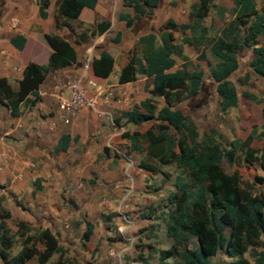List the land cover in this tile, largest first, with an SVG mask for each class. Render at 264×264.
Returning <instances> with one entry per match:
<instances>
[{
    "label": "trees",
    "instance_id": "16d2710c",
    "mask_svg": "<svg viewBox=\"0 0 264 264\" xmlns=\"http://www.w3.org/2000/svg\"><path fill=\"white\" fill-rule=\"evenodd\" d=\"M124 1L134 8L136 16H140L151 14L159 0ZM213 1L198 0L194 3L189 22L176 24L168 19L160 28L159 40L153 32L140 36L136 50L132 51V56L118 74L119 83L135 80L137 73L151 77L152 86L148 89L150 96L114 116L115 122L120 125L156 121L155 128L122 133L130 138L135 149L145 152L139 166L152 173L160 172V166L169 163H174L180 169V173L175 176L176 190L168 194L166 208L161 210L169 245L158 250V264H214L212 258L219 251L230 260L228 264H250L246 253L254 258V264L264 263V251L257 250L263 245L264 197L242 187V178L237 170L229 172L223 167L224 160L230 166L236 163L240 151H244L248 161L257 159L254 156L255 149L250 147L251 135L244 140L232 139L227 146H223L216 138L221 135L210 129L199 140L193 121L175 107L183 99V94L194 96L199 92L203 78L202 70L187 69L188 58L182 44L174 41L175 30L180 32L183 43L195 48L205 45L215 58L210 75L216 83L215 90L222 111L236 107L239 103L237 88L230 76L238 68L241 50L252 49L250 66L255 73L264 76V25L261 23L264 15H261V22L253 20L258 13L256 1L231 0L233 17L221 27L219 34L210 37L204 20L210 13ZM97 2L60 0L54 19L55 28H68L73 32L68 21L76 19L83 7L94 8ZM48 3L49 0H39V14L43 18L47 16L45 9ZM131 21L127 19L128 24ZM109 24L108 21L97 22L95 31L101 33ZM88 36L85 32L75 34V43L87 41ZM43 37L51 49L45 64L26 62L17 87H13L5 77H0V103L14 116L18 115L19 107L28 95L37 98L38 90L50 71L68 67L78 60L75 45L59 33H45ZM10 41L20 50L25 37L16 34ZM175 57L182 60L180 67L174 68ZM113 63V57L102 50L98 57H92V72L98 77H107ZM243 95L259 101L249 91H243ZM154 98L162 99L163 104L158 107ZM138 137L144 140L145 146L139 143ZM67 142L68 137L63 136L59 149H66ZM260 157V166L264 170V152ZM256 179L259 182L263 180L260 177ZM8 216V211L0 209V258L3 264H27L30 260L42 264L52 251L61 250L51 237L41 248L39 237L30 234L23 221L17 223L18 229L15 234L12 233L4 220ZM91 230L88 226L83 237L88 238ZM16 235L21 239L20 249L11 255L10 249ZM191 239H195V243H191ZM139 259L142 264H149L142 255L136 260Z\"/></svg>",
    "mask_w": 264,
    "mask_h": 264
},
{
    "label": "crops",
    "instance_id": "0c3cea01",
    "mask_svg": "<svg viewBox=\"0 0 264 264\" xmlns=\"http://www.w3.org/2000/svg\"><path fill=\"white\" fill-rule=\"evenodd\" d=\"M59 1L49 0L45 9L47 16L43 18L39 14V0H0V77H5L13 87H17L25 63L32 61L30 58L20 60L21 52L31 37H43L45 33L52 32L59 33L69 41L72 36L75 37L68 28H55ZM176 1L187 11L186 18L178 22L175 15L180 16V13L174 9L175 0H159L151 14L140 16H136L134 8L124 0H98L94 8L83 7L79 16L72 21L93 25L91 32L94 34L90 33L88 40L82 42L79 49L76 48L77 62L50 71L38 90L37 98L28 95L21 103L18 115H12L0 103V209L9 212L4 220L12 233L17 231V223L23 221L29 233L39 237L41 248L49 237L61 248L58 252L52 251L42 264H61L63 261L74 264L77 255L81 254L80 245H86L85 256L89 253L96 260L93 264H117L116 260L120 264L118 251L122 242L114 239V225L120 223L117 213H120L119 207L123 205L130 210L141 208L137 222L131 229L136 237L146 230L144 225L148 222H151V229L145 235L147 238L154 234L152 231L157 222L165 228L161 210L155 213L156 209L150 205L155 194L152 189L145 188V181L151 180L159 172L152 173L139 166L145 152L135 149L130 138L123 136L117 127L109 123L108 118L94 109L83 107L69 115L68 121L62 120V111L58 107V83L79 71L86 48H92V57H98L105 50L114 59L112 71L102 78L94 75L91 69L90 76L110 86L121 101L112 106L103 105L102 109L118 116L140 103L150 96L151 77L137 73L135 80L119 83V71L132 56L140 36L153 32L159 40L160 28L168 19L176 24L189 22L191 7L198 0ZM11 17L18 20L16 28L9 25ZM127 19H132L131 24L127 23ZM101 21L110 24L105 31L98 33L95 24ZM178 33L179 43L182 46L188 44L181 41V34ZM16 34L25 37L20 50L10 41ZM174 37L176 42L175 32ZM180 66L175 64L174 68ZM154 100L158 103L161 101L159 98ZM162 104H158V107ZM124 124L135 130L144 123ZM63 136L68 137L64 150L59 149ZM127 141L136 163V166L128 169L135 178V189L129 194L125 168L130 165L115 154L116 149L111 145V142L121 144ZM153 178L158 180L157 177ZM136 198L148 200L149 206L145 207L144 203L134 207L131 200ZM88 226L92 229L91 234L84 238L83 233ZM168 243L164 246L148 243L143 250L131 244L126 250L129 249L133 260L142 255L149 263L150 257L155 256L158 262V250L166 248ZM261 249L264 251V246ZM33 261L30 260L28 264ZM0 264H3L1 258Z\"/></svg>",
    "mask_w": 264,
    "mask_h": 264
},
{
    "label": "rangeland",
    "instance_id": "374dc122",
    "mask_svg": "<svg viewBox=\"0 0 264 264\" xmlns=\"http://www.w3.org/2000/svg\"><path fill=\"white\" fill-rule=\"evenodd\" d=\"M255 1L258 13L255 17H253V20L261 22V15H264V0ZM175 3L176 5L174 9L176 12L180 13V16L175 15L176 21L178 22L186 18L187 11L182 7V5L180 6L176 0ZM232 7L233 3L231 0L213 1V6L210 9V13L204 20L206 26L208 27V34L210 37H214L219 34L221 27L233 17ZM68 23L76 35L82 32H85L87 35H89L94 28L93 25L83 24L72 20L68 21ZM162 23H160L159 26ZM261 23L264 25V21ZM61 29L65 30L67 28ZM174 32L176 36V42L179 43V31L175 30ZM260 40L262 41V38H260ZM71 42L77 49L81 47V43H75L74 36H72ZM134 50H136L135 46L133 48V51ZM183 51L188 58L186 61L187 69L190 71L202 70L203 78L199 92L194 96H184L183 94V99L178 101L175 104V107L180 108L183 113L193 121L198 131L199 140L203 139L204 134L209 133L210 129L216 130V132L221 135L219 138H216L223 146H227V144L232 139L239 138L240 140H244L248 135H251V141L249 143L250 147L255 149L254 156L257 159L255 161H248L245 159L244 151H240L238 152L236 163L230 166L224 160L223 167L225 171L229 172L237 170L242 178L241 186L246 187L247 191L260 194L262 197H264V170L260 166V155L262 152H264V115L262 114L264 107V77L256 74L250 67V60L253 56L252 49L245 48L238 54V68L231 74L230 78L237 88L239 103L236 107H231L227 111H222L219 107V96L215 90L216 83L210 75V68L215 63V58L210 53L209 48L205 45L195 48L190 44H183ZM49 52L50 48L47 42L41 35H38L35 38L31 37L28 40L24 51L21 52L20 60L30 58L36 63L43 64L46 63ZM182 63V60L179 57H176L177 66H180ZM115 67L117 68V63L115 64ZM239 79H242L243 82H241ZM243 91H249L255 94L259 98V101L245 97L243 95ZM156 102L157 106L158 104L163 103L162 99L159 103L157 100ZM155 125V120H149L145 122L140 128H135V130H132V127L128 128L125 124H123V128L124 132L127 131L131 133L133 131H144L149 127L155 128ZM170 131L172 132V130ZM138 141L142 146H145V142L141 137H138ZM111 145L114 149H116L115 154H118L120 157H122V159L126 160L128 165H130L128 168H125L126 178L128 179L130 174L132 179V181L130 180L131 183L128 179L127 184L129 185L133 183V187L129 188V194L135 189V178L128 171L129 167L131 168V166H136L135 158L131 156L128 141L121 144H115L111 142ZM117 145L119 146L117 147ZM152 163H155V161H152ZM160 169V172L153 176L157 177L158 180H155L156 178L151 177V180L145 181V188L152 189V193L155 194L153 196L154 200H152V203H150V205H153L154 209H156L155 213H158V209L160 211L166 208L165 204L167 203L168 194L176 190L174 187L175 176L180 173V169H178L174 163L161 165ZM256 177H260L263 180L259 182ZM144 203H146L145 207L149 206L148 200L142 201L140 198L131 200V205L134 207H138ZM140 210L141 208L130 210L129 208H125L123 205L119 207L120 213H117L120 223H122V217L124 215H127L134 221V225L128 229V233L134 237V248L137 246V249L139 248L143 250L146 248L148 243H155V246H157V244L160 246L166 245L169 240L165 235V228L163 224H158L157 222V225L154 226L155 230L152 231L154 234L148 238L145 237V235L150 233L149 230L151 229V222H148L146 225H144L146 230L140 233V236L138 237H136V234L133 230L131 231L137 222V214L140 212ZM117 226L118 225H114V230L116 231L114 239L120 240L122 242L121 247H119L120 251L122 248H126L128 244H126L121 239V235L118 233ZM15 233L16 232H14V234ZM13 240V246L10 249L11 255L17 253L21 244V239L18 235H16ZM190 241L191 243H195V239H191ZM261 242L263 245L259 246L257 250H260L264 246V236L261 237ZM86 248V245H80L81 254L77 255L73 262L74 264H93L94 261H96L89 256V253H87V256H85ZM131 255L132 254H130L129 249L124 250L122 262L128 263L129 261L133 260ZM245 257L249 260L250 264H254V258H252L249 253H246ZM212 261L214 264H228L230 260L222 251H219L218 254L212 258ZM96 263L99 264V262ZM116 263L119 264L118 260H116ZM149 263L158 264L156 257H150ZM31 264H37L36 260H34ZM139 264H141V261H139Z\"/></svg>",
    "mask_w": 264,
    "mask_h": 264
},
{
    "label": "built area",
    "instance_id": "2783aa9c",
    "mask_svg": "<svg viewBox=\"0 0 264 264\" xmlns=\"http://www.w3.org/2000/svg\"><path fill=\"white\" fill-rule=\"evenodd\" d=\"M9 25L11 28H16L18 26L17 18L11 17ZM91 59L92 48L88 47L84 51L79 71L74 76L66 78L58 83L60 90L58 107L62 111L61 118L64 121H68L69 115L78 112L83 107H88L96 110L98 114L108 118L109 123L114 127H117L120 133H122L124 132L123 125L115 122L112 112L102 109L103 105H116L120 103L121 100L110 86L106 85V83L99 79L90 76ZM128 177L129 181H132L130 174ZM128 186V188L133 187V183ZM133 225L134 221L127 215H124L122 217V223L117 226L121 239L128 245L134 243V237L128 233V229ZM124 250H126V248H122L118 251L120 264H139L137 260L123 263L122 257Z\"/></svg>",
    "mask_w": 264,
    "mask_h": 264
}]
</instances>
